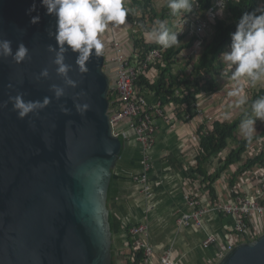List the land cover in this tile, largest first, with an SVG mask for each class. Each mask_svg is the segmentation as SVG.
Here are the masks:
<instances>
[{
  "label": "water",
  "instance_id": "95a60500",
  "mask_svg": "<svg viewBox=\"0 0 264 264\" xmlns=\"http://www.w3.org/2000/svg\"><path fill=\"white\" fill-rule=\"evenodd\" d=\"M37 14L40 22L30 24ZM54 30L41 0H0V39L11 40L13 51L21 42L29 49L20 64L0 57V264H112L107 197L123 140L111 132L104 56H93L79 74L76 54L66 52L68 75L78 82L66 87L47 51ZM45 68L49 78L36 79ZM52 84L65 95L54 98ZM80 92L75 103L90 105L84 115L74 107ZM18 93L50 103L19 119L11 102L3 106ZM216 264H264V233Z\"/></svg>",
  "mask_w": 264,
  "mask_h": 264
},
{
  "label": "built area",
  "instance_id": "2783aa9c",
  "mask_svg": "<svg viewBox=\"0 0 264 264\" xmlns=\"http://www.w3.org/2000/svg\"><path fill=\"white\" fill-rule=\"evenodd\" d=\"M125 2L131 10L126 17V24L111 26L103 37L106 45L103 70L109 78L107 93H111L108 98L111 132L114 136H120L123 142L133 139L139 144L141 171L132 175V181L137 185L141 196L149 200L153 196L149 180V172L153 169L150 150L160 124L167 125L170 131L181 124L194 127L192 133H183L180 138L182 146L188 149L186 160L191 170L183 185L186 210L176 212L175 224L178 229L187 226L202 229L203 216L208 213H221L230 217L232 223L224 227L222 236L207 232L201 242L203 248L215 246L216 264L238 244L253 241L264 233V158L261 163L244 166L264 154V135L253 139L239 161L227 165L218 174L221 161L235 149L236 140H230L232 142L225 149L213 156L210 162L203 164L206 174L198 171L197 157L202 153L201 136L213 132L216 124L234 120L238 116V110L243 112L246 109V104L238 103V97L228 95L236 82L231 79L230 70L221 58L223 67L211 76L202 70L198 73L192 70L205 40L213 33L212 23L223 18L216 15L217 0H211L210 6L202 12H199L197 2L190 13L177 15L169 20L163 19L166 24L169 23L171 30L180 32V43L177 46L191 42L173 56L172 59L176 58V61L171 69L175 74L186 71L190 75L192 89L199 86V91L190 104L174 101V97L183 98L188 93L184 87L174 86L171 100L170 97L143 89L137 84L141 75L151 83L155 82L159 74L157 66L162 64L166 49L160 45L154 48L145 46L144 43H155L145 34L152 27V22L147 19L140 25L137 19L141 16V10L136 8L132 0ZM207 30H210L208 35ZM228 48L229 46L224 51ZM245 92L249 100L255 92L253 85H246ZM121 123L122 126L119 127ZM214 173L217 176L211 180ZM124 231L128 238L126 245L131 249L132 255L129 261L134 260V252L138 250L142 255L139 264H181L173 255V241L153 259L154 248L149 241L150 227L147 222L127 225Z\"/></svg>",
  "mask_w": 264,
  "mask_h": 264
},
{
  "label": "clouds",
  "instance_id": "9594fccd",
  "mask_svg": "<svg viewBox=\"0 0 264 264\" xmlns=\"http://www.w3.org/2000/svg\"><path fill=\"white\" fill-rule=\"evenodd\" d=\"M228 0H217L216 15L222 16ZM197 0H166V6L170 15H185L193 10ZM41 6L46 9V14L55 18V30L48 31V36L53 38L55 46L49 44L47 51L54 53L52 63L56 66V75L63 78L66 87H77V81L69 77L72 66L65 63V54L68 51L76 54L75 65L79 74L89 71L87 64L93 56H102L105 52L104 33L111 27L125 25L126 17L130 15V9L125 0H41ZM36 10L33 3L27 10V14ZM40 16H32L29 23L37 24ZM169 28L165 21L157 19L152 27L146 31V36L151 42L168 49L180 43L178 34ZM0 57L20 64L29 57V49L24 43H18L15 51L12 41L0 39ZM220 58L230 70L231 79L236 82L229 96L238 97V103H248L245 92L246 85L264 83V6L257 7L253 11L245 12L236 22L235 31L230 33V45L227 51L221 53ZM49 78L47 68L41 70L36 79ZM8 87H12L10 84ZM50 91L54 98L59 99L65 95V88L50 85ZM85 93H77L74 107L78 114L84 115L90 108L88 103H75V100ZM12 103L13 111L17 117L23 119L29 113L42 110L50 99L44 97L42 101H25L23 95L9 96L3 106ZM251 110L255 113V119H245L241 128L245 132L254 130L255 120L264 119V96L252 101ZM61 111L67 113L68 109L61 106ZM251 126V129L248 128Z\"/></svg>",
  "mask_w": 264,
  "mask_h": 264
},
{
  "label": "crops",
  "instance_id": "0c3cea01",
  "mask_svg": "<svg viewBox=\"0 0 264 264\" xmlns=\"http://www.w3.org/2000/svg\"><path fill=\"white\" fill-rule=\"evenodd\" d=\"M260 88H264V83ZM254 91H257L254 89ZM194 130L193 126L181 124L173 131L164 123L156 133L150 150L153 169L149 180L153 196L146 200L137 190L132 175L141 171L140 146L135 140L123 142L119 159L112 171L111 192L107 197L109 216L113 222V264H127L131 260V249L126 245L127 225L147 222L150 227L149 241L156 259L170 242H174L175 258L181 264H214L215 246L203 248L202 240L207 232L222 236V231L231 225L232 219L221 213L203 216V228L187 226L178 229L175 224L177 211L186 210L183 202L184 182L191 170L186 160L188 149L182 146L183 133ZM221 238V237H220Z\"/></svg>",
  "mask_w": 264,
  "mask_h": 264
},
{
  "label": "trees",
  "instance_id": "16d2710c",
  "mask_svg": "<svg viewBox=\"0 0 264 264\" xmlns=\"http://www.w3.org/2000/svg\"><path fill=\"white\" fill-rule=\"evenodd\" d=\"M133 4L136 8L140 9V18L137 19L140 25H143V22L149 19L152 22L157 19L159 20H169L171 17H176L170 15L169 9L166 6V2L161 9L160 12L155 10L154 0H132ZM211 0H197L199 4V12L204 11L210 6ZM264 6V0H228L226 4V17L218 18L214 20L212 23L213 33L210 37H207L205 40L203 49L198 57V60L193 63L192 70L195 73H198L200 70L204 71L207 75L214 74L217 70L223 67V63L220 62V55L225 50L227 46L230 45V33L235 31L236 22L241 17V15L245 12H250L256 9L257 7ZM169 26V23H167ZM146 47L154 48L158 47L157 43H144ZM191 42H188L183 45H176L174 47L166 49L163 53V62L158 65L157 68L159 70V74L155 82L151 83L147 77L141 75L138 79L137 84L141 86L143 89H150L154 91V93L159 95H165L173 99L174 89L173 87H184L188 90L184 97H174V101L176 102H186L190 104V102L194 99L195 94L199 91V86L196 85V89H192L193 85H191L190 75L187 74L186 71H181V73H172V64L175 63V60L172 59L173 56H176L177 53L183 48L190 45ZM111 93H107V97L110 98ZM264 96V88H260L257 91L252 93V96L246 103V109L241 112L234 120L224 122L221 124H216L214 126L213 132L202 135L201 136V148L202 153L197 157L198 159V171L203 174L206 172L203 170V164L206 162H210L212 157L215 156L219 151L225 149L230 140H236L235 133L238 127L241 125L242 121L245 119L251 118L255 113L251 110V103L255 99ZM264 129L261 133L251 135L249 137L236 140V147L232 149L225 159L221 161L217 169V174L227 165L239 161L241 154L247 148L248 144L255 138L263 136ZM264 154L259 157L247 162L246 165H253L256 162H263ZM214 173L213 176L210 177L211 180L217 176ZM110 183L109 193L111 192ZM110 228L113 233V222L111 216H109ZM142 255L137 250L134 252V260L127 261V264H139L141 261ZM112 264H113V252H112Z\"/></svg>",
  "mask_w": 264,
  "mask_h": 264
},
{
  "label": "rangeland",
  "instance_id": "374dc122",
  "mask_svg": "<svg viewBox=\"0 0 264 264\" xmlns=\"http://www.w3.org/2000/svg\"><path fill=\"white\" fill-rule=\"evenodd\" d=\"M165 2H166V0H154L155 10H156L157 12H160L161 9L163 8ZM226 15H227L226 10H224L222 17L224 18V17H226ZM211 28H212V27H211ZM212 31H213V30H212ZM209 33H210V30H207V34H206V35H208ZM185 41H186V39H185ZM178 70H179V69H176V71H178ZM260 86H261V84L258 83L257 85H254V86H253V89L258 90V89H260ZM215 105H216V104H215ZM241 112H242V111L238 110V115H239ZM255 118H256V117H255V114H254V115H253L251 118H249V119H255ZM120 126H122V123L119 125V127H120ZM248 128L251 129V126H248ZM263 129H264V119H262V120L256 119V120H255V124H254V130H249V131H247V132H245L244 130H242L241 125H240V126L238 127L236 133H235L236 140L243 139V138L249 137V136H251V135L259 134V133H261V132L263 131ZM232 141H233V140H232ZM232 141H230L229 144H230ZM228 148H229V146H228ZM228 148H227V149H228Z\"/></svg>",
  "mask_w": 264,
  "mask_h": 264
}]
</instances>
